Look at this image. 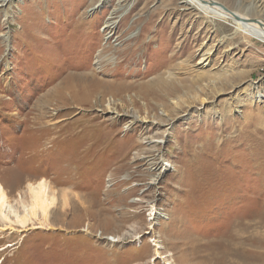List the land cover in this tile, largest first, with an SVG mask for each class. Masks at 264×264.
Masks as SVG:
<instances>
[{
  "label": "rangeland",
  "instance_id": "rangeland-1",
  "mask_svg": "<svg viewBox=\"0 0 264 264\" xmlns=\"http://www.w3.org/2000/svg\"><path fill=\"white\" fill-rule=\"evenodd\" d=\"M188 8L0 0V182L56 196L0 264H264V42Z\"/></svg>",
  "mask_w": 264,
  "mask_h": 264
},
{
  "label": "bare ground",
  "instance_id": "bare-ground-1",
  "mask_svg": "<svg viewBox=\"0 0 264 264\" xmlns=\"http://www.w3.org/2000/svg\"><path fill=\"white\" fill-rule=\"evenodd\" d=\"M186 5H188V10H195L196 17L199 15H204L206 19H224L230 22V25L235 30V34H242L244 36L257 39L264 42V21L262 20H250L249 16L240 15L238 13H233L227 11V9L222 6L220 3L212 0H182ZM178 5V4H177ZM185 10V8H183ZM186 12V11H185ZM195 13V12H194ZM111 19V18H108ZM113 25V24H112ZM109 24H106L107 27ZM232 37V36H231ZM229 41V40H228ZM227 51V50H226ZM208 55L205 53L204 56ZM206 59L201 58L196 65L199 66V69L205 67L207 64L204 63ZM89 74V73H87ZM84 79V77H83ZM89 79V78H88ZM87 79V80H88ZM224 80V79H223ZM78 82V81H77ZM85 82V81H84ZM213 83V82H212ZM63 87V86H62ZM69 91V101L72 103H87L89 101V96L91 95L90 90L87 85H81L79 89L82 91V96L78 93V89L75 86L66 87ZM94 94V93H93ZM80 95V96H79ZM115 97V96H113ZM114 101V100H113ZM115 102V101H114ZM92 106L101 104V99L92 102ZM171 104L175 107H178V101H171ZM111 102L109 101L106 105V109L111 111ZM124 106V105H123ZM153 142V141H151ZM150 142V143H151ZM21 192H16V198L10 200L7 194L5 186L0 182V223L3 224L1 231H25L27 229H42L48 227V212L54 206L56 202V196L54 191L50 188L49 184L40 180L37 183H27L25 188ZM28 201L26 202V198ZM39 223H34L39 221ZM27 226H30L27 228ZM19 230H16L15 228ZM86 227V229H85ZM84 229L85 232H88V225ZM108 241L114 242L118 241L115 237L107 238ZM8 246V245H7ZM158 248V246H155Z\"/></svg>",
  "mask_w": 264,
  "mask_h": 264
}]
</instances>
